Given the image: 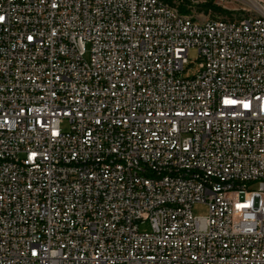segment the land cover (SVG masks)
<instances>
[{"label":"built area","instance_id":"2783aa9c","mask_svg":"<svg viewBox=\"0 0 264 264\" xmlns=\"http://www.w3.org/2000/svg\"><path fill=\"white\" fill-rule=\"evenodd\" d=\"M256 11L0 0V264H264Z\"/></svg>","mask_w":264,"mask_h":264},{"label":"rangeland","instance_id":"374dc122","mask_svg":"<svg viewBox=\"0 0 264 264\" xmlns=\"http://www.w3.org/2000/svg\"><path fill=\"white\" fill-rule=\"evenodd\" d=\"M167 4L176 9L183 15H194L206 20H237L247 17H256V8L264 9V0H177L166 1ZM212 4L214 7L221 8L230 13V15L218 14L213 11L212 8L206 9L205 4ZM182 10L184 12H182ZM189 60L192 65L188 68V71L184 74V77H191L196 73L199 59L197 53L194 50L189 51ZM88 59V55L85 56ZM251 189H256V186H252ZM192 213L195 216L204 217L208 215V208L205 204H196L192 207ZM140 231H149V225L147 223L139 226Z\"/></svg>","mask_w":264,"mask_h":264},{"label":"bare ground","instance_id":"6f19581e","mask_svg":"<svg viewBox=\"0 0 264 264\" xmlns=\"http://www.w3.org/2000/svg\"><path fill=\"white\" fill-rule=\"evenodd\" d=\"M155 2H160L163 5H165L166 7H168L169 9H171V11H176V13H178L179 15H183L181 13H179L176 9L170 7L166 2H164L163 0H155ZM256 19V17H247V18H241V19H237V20H206L207 23H210L212 25H219V26H241V25H245L246 23L252 22ZM186 26H196V19H186Z\"/></svg>","mask_w":264,"mask_h":264},{"label":"trees","instance_id":"16d2710c","mask_svg":"<svg viewBox=\"0 0 264 264\" xmlns=\"http://www.w3.org/2000/svg\"><path fill=\"white\" fill-rule=\"evenodd\" d=\"M164 1V0H163ZM166 1H170V0H166ZM165 2V1H164ZM167 3V2H166ZM205 7H206V9H208V7L209 8H212L213 9V11L215 12V13H218V14H228L229 12H227V11H225V10H222L221 8H218V7H214V6H212V4L210 3V4H205L204 5ZM182 12H184L183 10H182Z\"/></svg>","mask_w":264,"mask_h":264}]
</instances>
